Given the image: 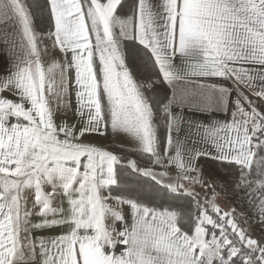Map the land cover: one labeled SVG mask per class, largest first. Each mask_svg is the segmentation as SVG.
<instances>
[{"label":"snow or ice","instance_id":"6c2138e0","mask_svg":"<svg viewBox=\"0 0 264 264\" xmlns=\"http://www.w3.org/2000/svg\"><path fill=\"white\" fill-rule=\"evenodd\" d=\"M124 7L0 0V264H264V0Z\"/></svg>","mask_w":264,"mask_h":264},{"label":"crops","instance_id":"0c3cea01","mask_svg":"<svg viewBox=\"0 0 264 264\" xmlns=\"http://www.w3.org/2000/svg\"><path fill=\"white\" fill-rule=\"evenodd\" d=\"M9 31H13V28L11 25L8 26ZM11 67V63L9 60V53L5 51L4 49L0 48V75L5 74L8 69ZM225 84H230V81H225ZM57 122H60L61 120H69L72 122V116L71 113H68L67 115L64 114L63 111H60L56 115ZM125 145H128L127 143H124ZM129 146V145H128Z\"/></svg>","mask_w":264,"mask_h":264},{"label":"rangeland","instance_id":"374dc122","mask_svg":"<svg viewBox=\"0 0 264 264\" xmlns=\"http://www.w3.org/2000/svg\"><path fill=\"white\" fill-rule=\"evenodd\" d=\"M37 35H39V33H37ZM40 47L43 50L45 45L41 44ZM53 55H57V53H55V51L51 49V46L49 44V52H48L47 55L43 56V60H44L45 66H47L48 63H50L51 57ZM88 139L93 141L95 144L100 145V146L108 145V141H109L107 138H98V137H95V136H90V137H88ZM122 145L128 147V145H125V144H122ZM220 206L225 208V209H227V207L229 205H228L226 200H222V201H220ZM257 233L259 234V230H257Z\"/></svg>","mask_w":264,"mask_h":264},{"label":"trees","instance_id":"16d2710c","mask_svg":"<svg viewBox=\"0 0 264 264\" xmlns=\"http://www.w3.org/2000/svg\"><path fill=\"white\" fill-rule=\"evenodd\" d=\"M131 4H132V0H125V7H124V10L126 11V10L131 6ZM113 139H115V138H113ZM108 143H109V141H108ZM117 146H122V147L127 148V146H124V145L119 144V143H118ZM213 178L215 179L216 177H213ZM226 201H227V200H226ZM227 203H228V205H229V204H230V201H227Z\"/></svg>","mask_w":264,"mask_h":264}]
</instances>
